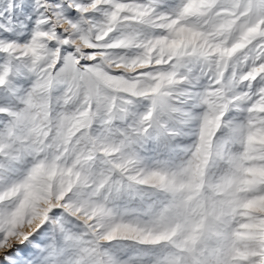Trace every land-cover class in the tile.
<instances>
[{
  "label": "snow or ice",
  "instance_id": "obj_1",
  "mask_svg": "<svg viewBox=\"0 0 264 264\" xmlns=\"http://www.w3.org/2000/svg\"><path fill=\"white\" fill-rule=\"evenodd\" d=\"M0 264H264V0H0Z\"/></svg>",
  "mask_w": 264,
  "mask_h": 264
}]
</instances>
